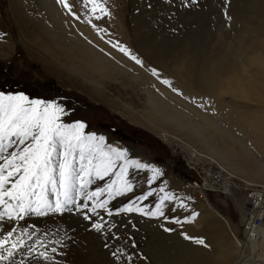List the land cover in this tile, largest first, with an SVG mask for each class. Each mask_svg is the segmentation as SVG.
Here are the masks:
<instances>
[{
  "label": "rangeland",
  "instance_id": "1",
  "mask_svg": "<svg viewBox=\"0 0 264 264\" xmlns=\"http://www.w3.org/2000/svg\"><path fill=\"white\" fill-rule=\"evenodd\" d=\"M58 2L0 0V91L56 100L72 110L61 117L63 123L84 122V133L97 136L93 143L104 136L100 148L115 164L102 179L93 170L85 177L91 182L83 190L77 180L70 193L75 204L87 203L91 208L93 201L84 193L106 189L113 182L118 187L122 179L132 184V190L111 200L107 191L97 197L108 200L111 216L106 209H97L93 215L68 203L63 212L30 213L11 223L0 221V237L6 235L5 229L15 228L11 238L15 240L28 229L22 236L24 246L0 264H233L239 256L238 244L248 251L244 221L251 207L243 187L264 189V151L255 145V138L264 139V0H105L108 14L100 19L84 7V0H68L79 20L67 9L59 11ZM113 44L125 46L142 64ZM93 55L106 58L104 72L95 67ZM178 85L215 105L205 111L213 124L198 117L189 106L190 99L178 92ZM151 96L153 101L171 98L174 107L179 103L177 108L185 109H181L185 124L202 125L194 131L189 124L162 119ZM130 119H149L154 129ZM25 145L14 144L4 155ZM190 146L205 160L200 165L217 166L234 188L225 195L197 188L193 184L197 173L183 159ZM110 149L127 151L117 159ZM63 151L58 144L53 166H58ZM79 152L77 148L74 153L77 173ZM125 160L148 164L161 174L152 179L151 168H137ZM122 167L127 169L124 177L118 176ZM36 193L52 204L57 200L51 184L42 193L37 188ZM166 194L173 199L162 203ZM142 196L146 198L138 199ZM59 198L64 199L62 190ZM130 203L145 212L160 205L163 215L116 212ZM85 212L91 220L85 219ZM93 222H103L105 227L97 231ZM157 235L165 237L162 244L167 242L161 244L160 257L168 263L155 257L156 242L162 241ZM186 237L202 238L204 243ZM171 241L200 251L203 259L189 263L190 254L185 253V258L180 246L170 250ZM117 249L120 260L112 255ZM42 252L50 259H44Z\"/></svg>",
  "mask_w": 264,
  "mask_h": 264
},
{
  "label": "snow or ice",
  "instance_id": "2",
  "mask_svg": "<svg viewBox=\"0 0 264 264\" xmlns=\"http://www.w3.org/2000/svg\"><path fill=\"white\" fill-rule=\"evenodd\" d=\"M59 2L69 11V13L77 20L80 17L72 10V6L68 0H59ZM89 5L91 6L89 8ZM84 7L96 19H100L103 15L108 14V9L105 7V0H84ZM99 11V14H97ZM87 23L92 24V20L88 19ZM93 28L97 26L92 24ZM97 31H102L97 29ZM114 48L118 47L119 51L125 55H129L137 64H142V61L135 55H132L130 50L123 45L113 44ZM153 75H158L156 69L151 70ZM164 84H169L170 81H162ZM176 91V89H173ZM72 110L56 100H42L30 99L25 93H6L0 91V221L7 219L9 223L16 220H22L30 213L37 216L46 215L48 212H63L64 207L68 203L75 204L71 198L76 181H80V188L83 190L94 174L98 178L107 176L112 170L115 161L108 153L103 152L100 145L104 142V136L98 137L95 133L85 134L84 129L86 124L82 121H75L70 124L62 122L61 117L68 115ZM25 145L26 141H29ZM25 145L22 149L17 147L15 151L4 155L13 145ZM63 147L62 159L59 160L58 166H53L52 157L56 152L57 145ZM79 148V158L81 161L80 171H75L74 153ZM127 150L110 149V152L115 154L117 159L125 157ZM87 152V156H86ZM95 153H99L97 157ZM87 159V165L84 163ZM93 160H98L93 163ZM131 163L137 168H151L153 171L152 179H156L160 175V169L154 168L148 164H142L139 161L133 160L131 162L125 160V164ZM126 167H122L118 176L124 177L126 174ZM13 177H17L13 181ZM151 182V181H150ZM48 184L52 185L53 191L57 192V200L55 204L49 202L42 195L37 197L36 189L39 188L41 193L46 189ZM10 185V187H7ZM116 182L108 185L106 189H97L92 193H84L87 200L93 201L92 207L89 208L87 203L75 204L76 208L87 209L93 215H97V209H106L108 215L113 213L107 209L108 200L114 196L123 195L132 190V184L126 179H122L120 185L115 186ZM64 197L61 200V195ZM108 192V200L100 201L97 197L101 193ZM163 191V189H161ZM146 195H151L147 193ZM33 197H37L33 199ZM146 196L138 197V199H145ZM173 199L171 195L166 194L161 198L164 200ZM183 206V205H181ZM117 213L121 212H142L145 215H163L160 205H157L155 211L145 212L143 208L133 206L131 203L116 209ZM85 219L91 220L92 216L88 212L84 213ZM179 223V221H177ZM92 227L101 231L105 224L103 222H93ZM110 227H115L114 224ZM15 228L11 230L5 229L6 235L0 237V261L10 260L15 252L24 246L22 236L27 233L28 229L22 230L21 236L12 240ZM197 243L203 244L202 238H192ZM9 247H4L9 244ZM39 243V241H37ZM33 249L30 247L29 251ZM56 251L55 248L52 249ZM44 259H50L46 252L40 253ZM117 259H121L120 250L117 249L112 253ZM132 256L128 255L127 260L131 261Z\"/></svg>",
  "mask_w": 264,
  "mask_h": 264
},
{
  "label": "bare ground",
  "instance_id": "3",
  "mask_svg": "<svg viewBox=\"0 0 264 264\" xmlns=\"http://www.w3.org/2000/svg\"><path fill=\"white\" fill-rule=\"evenodd\" d=\"M55 1V0H54ZM57 2L59 1V0H56ZM59 4H58V10L59 11H63L64 9H66L60 2H58ZM69 3V2H68ZM61 4V5H60ZM67 12V11H66ZM64 13V12H63ZM85 38V37H84ZM85 40V39H84ZM90 49V51H91V48H89ZM87 50H88V48H87ZM93 51V50H92ZM91 51V52H92ZM94 52V51H93ZM131 52V51H130ZM93 58H94V62H95V67L96 68H98L100 71H105V65H106V62H105V59L106 58H104L102 55H93ZM108 62V61H107ZM150 71V70H149ZM162 76H164V75H162ZM158 78V77H157ZM161 79V78H160ZM155 80H156V78H155ZM157 81V80H156ZM157 83H158V81H157ZM156 83V84H157ZM176 83V82H175ZM160 84V83H159ZM160 87H162V86H160ZM173 88H174V85L172 86ZM176 87V86H175ZM167 88V87H166ZM175 89V88H174ZM178 89H179V91L178 92H180V94L182 95V97L183 96H185L186 97V99L187 98H189V99H187V100H189L190 101V103H189V106L192 108L193 107V109H195V111L194 112H197L198 113V117H203V119H206L207 121H209L210 123H214L213 122V120L211 119V117L208 115V113H206L205 111L207 110V111H210L209 109H215V105L214 104H212V103H210L207 99H203L202 97H198V96H196L195 94H193L192 92H190V91H188V90H186L185 88H183V87H180L179 85H178ZM166 90V89H165ZM171 93H172V91L171 90H169ZM169 91H167V94H171ZM155 92V91H154ZM163 93H166V92H164L163 91ZM176 93V92H175ZM158 95V94H157ZM161 94L159 93V98L161 97L160 96ZM173 95V94H172ZM171 95V96H172ZM181 95H180V97H181ZM175 96H176V94H175ZM152 97V96H151ZM154 97H155V95H154ZM163 97V96H162ZM165 97V96H164ZM173 98H174V96H172ZM168 98L169 97H167V98H163V100H161V99H159V100H157V101H153L154 99H153V97H152V101H153V103H154V105L155 106H153V108L155 107L156 108V110H157V112H158V114H159V116L162 118V119H164V120H167V121H171V123L173 122V123H176V124H179V125H187V126H189L190 125V127H192V129L194 130V131H196L197 130V127L199 128V126L200 125H202V124H200V123H198V122H194V123H190V121L189 122H187L186 121V124H185V122L183 121V120H181V117L184 115L183 114V110H185V109H183V107L182 108H180V109H178L179 107H181V105H179V103H178V105H177V102H176V105L178 106V108H177V106H173V101H171L170 102V100H168ZM172 98V99H173ZM178 99H179V97H177ZM158 99V98H157ZM169 99H171V98H169ZM174 99H176V98H174ZM182 99V98H181ZM177 101V100H176ZM182 101V100H181ZM185 101V100H184ZM183 101V102H184ZM186 102V101H185ZM174 103H175V101H174ZM187 103H185V105H186ZM196 104V105H195ZM170 105H172V110L174 111V112H170V110H169V106ZM194 105V106H193ZM188 106V107H189ZM171 107V106H170ZM181 109H183V110H181ZM187 109V108H186ZM188 110V109H187ZM212 111V110H211ZM217 111V110H216ZM187 112V111H186ZM213 112H214V110H213ZM155 114H156V112H155ZM157 114V115H158ZM187 114V113H186ZM196 115V114H195ZM220 115V114H219ZM186 116V115H185ZM158 117V116H157ZM159 118V117H158ZM184 118H186V117H184ZM183 119V118H182ZM203 119H202V121H203ZM216 119V118H215ZM130 122L131 123H133V124H137V125H143V126H145L146 124L147 125H150V128H152V129H154V126L153 125H155L154 123H153V121H151V120H149V119H146L145 121L143 120V121H141V120H139V119H136V120H132V119H130ZM165 122V121H164ZM201 122V121H200ZM146 123V124H145ZM189 124V125H188ZM200 124V125H199ZM153 126V127H152ZM160 133V135H161V137L162 138H165V136H164V134H163V132H159ZM253 137H254V134H253ZM255 138V137H254ZM261 139V138H260ZM260 139H256L255 138V145H257V146H259V147H262L263 149H261L262 151H264V139H262V140H260ZM261 143V144H260ZM262 162V161H261ZM261 162H259V164H261ZM261 165H263L264 166V163L262 162V164ZM225 178H227V177H225ZM227 182H229L228 180H227ZM230 185H232V184H230V182L229 183H227L226 185H225V189H223V193L224 192H226V190H229V188H230ZM200 189H202V188H200ZM264 191V189H261V190H259L258 192H263ZM225 194V193H224ZM263 195V194H262ZM207 200V199H206ZM216 211V210H215ZM216 213H218L217 211H216ZM219 214V213H218ZM220 215V214H219ZM221 216V215H220ZM222 217V216H221ZM224 219V221L228 224L229 222L225 219V218H223ZM245 231H248V233H246L247 234V237L245 238V244L247 245V248H248V251L246 252V250L244 251L243 249H242V247L240 246V244H238V246H239V256H238V258L235 260V262L233 263V264H264V252H263V250H261L260 248L261 247H263L264 248V242H263V240H264V226L263 227H261V228H259L258 230H254V231H252V230H247V229H245ZM263 237V238H262ZM156 238L158 239V240H162V241H157L156 242V247H155V249H154V251H156L155 252V257H157L158 259L157 260H159L160 262H163V263H168V260L167 261H165V259H163V258H161L160 256V254H161V247H163L164 245L166 246L167 244V242L165 241V244H162L164 241V239H165V237H160L159 235H157L156 236ZM167 239H169V238H167ZM167 241H169V240H167ZM163 246H162V245ZM181 242H179V245H178V242L176 241V242H174V241H171L170 242V244L168 245L169 247H170V250H172V249H176L177 250V246H180L181 247V249H180V253H183V256L185 257V258H187V255L185 254V253H189L190 254V257H188V260H190V262L189 263H199L200 262V260H202L203 258H202V254L203 253H200V251H197V250H192V251H189V250H187L186 248H185V246H184V244H182ZM258 246H260V247H258ZM258 249H260V251L258 250ZM226 252V251H225ZM227 253V252H226ZM163 256V255H162ZM223 257H224V255H223ZM226 257V256H225ZM224 262V261H223ZM218 264V263H217ZM222 264H224V263H222Z\"/></svg>",
  "mask_w": 264,
  "mask_h": 264
},
{
  "label": "built area",
  "instance_id": "4",
  "mask_svg": "<svg viewBox=\"0 0 264 264\" xmlns=\"http://www.w3.org/2000/svg\"><path fill=\"white\" fill-rule=\"evenodd\" d=\"M200 157V153L193 146L187 148V154L183 156V159H186V165L197 173V179L193 181V184L197 188H206V192L219 191L225 195L222 191L225 189V185L229 183L225 178V173L218 170L217 166L200 165V162H205ZM233 184L230 185L231 189L234 188ZM243 188L248 191L249 207H251L245 215V229L258 230L264 226V196L261 192H258V189H260L258 186Z\"/></svg>",
  "mask_w": 264,
  "mask_h": 264
}]
</instances>
